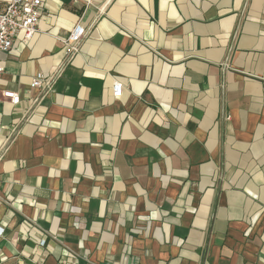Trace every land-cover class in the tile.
<instances>
[{"label": "crops", "instance_id": "1", "mask_svg": "<svg viewBox=\"0 0 264 264\" xmlns=\"http://www.w3.org/2000/svg\"><path fill=\"white\" fill-rule=\"evenodd\" d=\"M40 1L0 54V264H264V0Z\"/></svg>", "mask_w": 264, "mask_h": 264}, {"label": "built area", "instance_id": "2", "mask_svg": "<svg viewBox=\"0 0 264 264\" xmlns=\"http://www.w3.org/2000/svg\"><path fill=\"white\" fill-rule=\"evenodd\" d=\"M90 5V0H85ZM42 12L40 0H9L0 8V54L7 53L13 46L16 31H23V38L28 41L37 32V24ZM87 30L77 22L68 35L56 39L64 47V59L59 66L48 76L37 74L31 79V88L37 93L29 100L28 112L36 110L52 91L55 82L62 76L65 65L79 52L82 40L86 37ZM113 99H120L122 85L117 80L112 82ZM4 99L9 100L13 106L20 104L18 94L11 91L1 93Z\"/></svg>", "mask_w": 264, "mask_h": 264}]
</instances>
